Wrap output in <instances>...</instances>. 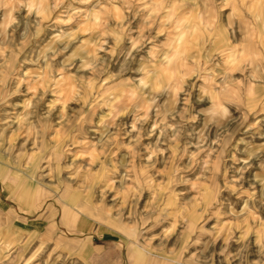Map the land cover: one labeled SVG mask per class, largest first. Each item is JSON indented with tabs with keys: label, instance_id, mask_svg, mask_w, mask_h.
Wrapping results in <instances>:
<instances>
[{
	"label": "clouds",
	"instance_id": "clouds-1",
	"mask_svg": "<svg viewBox=\"0 0 264 264\" xmlns=\"http://www.w3.org/2000/svg\"><path fill=\"white\" fill-rule=\"evenodd\" d=\"M0 13L12 14L0 25V161L87 176L135 226L128 264H151L153 242L173 236L168 264H215L220 241L229 264L233 243L245 255L256 237L264 251V145L241 136L264 132V0H0ZM73 148L87 165L64 159Z\"/></svg>",
	"mask_w": 264,
	"mask_h": 264
},
{
	"label": "crops",
	"instance_id": "crops-1",
	"mask_svg": "<svg viewBox=\"0 0 264 264\" xmlns=\"http://www.w3.org/2000/svg\"><path fill=\"white\" fill-rule=\"evenodd\" d=\"M36 176L0 161V260L10 264H121L131 260L133 239L92 214L89 201H63ZM83 209V210H82ZM106 219L107 216H101ZM107 221V220H106ZM126 242H128L126 244ZM162 252L151 264H168L171 245L153 242ZM62 260V261H61Z\"/></svg>",
	"mask_w": 264,
	"mask_h": 264
},
{
	"label": "rangeland",
	"instance_id": "rangeland-1",
	"mask_svg": "<svg viewBox=\"0 0 264 264\" xmlns=\"http://www.w3.org/2000/svg\"><path fill=\"white\" fill-rule=\"evenodd\" d=\"M10 13H0V25H3L5 22H7V20H9L11 18ZM26 15V10H22L19 15L18 18H20L22 20L23 16ZM16 35H19V30H17ZM53 35L51 30H47L46 29V34L43 37V39L41 40V46H43L44 44H46L49 41V38ZM63 57H58L57 58V62L62 61ZM55 63V62H54ZM22 97L17 96L13 98V102H22ZM47 100L51 101L53 99V96L51 93L48 94V96L46 97ZM216 109L214 105H210L208 107V118L212 119L214 118V113H215ZM238 115V113H237ZM250 119H252L250 117ZM259 131V130H257ZM61 132V129L59 127L56 128V133H57V138L59 136ZM89 138H96L98 136V133L95 130H92L88 133ZM241 136H245V138L254 145H264V132H259V134L257 135L256 133H250V134H245V133H241ZM155 139V138H153ZM237 139H239V137H237ZM24 141L23 139H19L17 140V145H16V150H18L20 148L21 145H23ZM145 143H147V141H145ZM28 147H31V142H29ZM13 151V158L15 156V151ZM72 151L75 153V156L71 155V154H66V156L64 157V159H66L69 163L73 160L76 159L79 163L87 165L91 159V154L90 153H86V152H82V151H77L75 148L72 149ZM244 151V146L241 145V153H243ZM6 156H8V154H5ZM9 157V156H8ZM10 159V158H9ZM57 159L60 163V165H63L64 163V159L60 158V154L57 153ZM186 162V161H185ZM13 165L15 164L14 159L11 162ZM40 169H42V171H35L33 175H28L29 176H33L37 178V181L44 187L45 190L49 189L50 185H57L58 187H60V191L59 192H53L54 196H58L61 206L64 200H66V202L73 204L78 198H81L82 196L84 197L83 200H87L90 202V204H92L93 209H92V214L95 215V217L100 220V221H105L107 222L109 225H111L110 227H113L114 229H117L121 232H125L127 235L131 236L133 239L137 238V233H136V229L135 226L130 224L129 222L122 220L121 218L116 216V213L113 211V204H112V197L109 196L107 198V200H101L99 198V196L97 195V188L95 186L92 185L91 181L87 178V176L85 177V181L81 182V183H75L71 181V174L68 171H61L55 173L52 171V169L48 166V162H42L39 165ZM158 168H160L161 170H163V164H158L157 165ZM258 169L254 166L252 171H249L246 174V178L248 180H251L252 178V174L253 171H257ZM79 171V170H77ZM57 175L59 180L64 181V184L58 185V181H57ZM193 179L195 180V176L193 177ZM247 187V185H245ZM87 187L88 191L87 194L85 195V193L82 191V189H85ZM224 196L225 199H230L232 201V203L235 204L237 210H240L241 206H242V201L238 200L236 197L234 196H229V193L225 192L222 194ZM147 198V195L145 196V199ZM143 204V201H142ZM83 210V209H82ZM101 216H107L106 219H103V217ZM107 220V221H106ZM211 226V225H209ZM156 233L157 234H161V230L158 228L156 229ZM252 243L250 245V247L248 248V251L245 255H242L241 252L239 251V246L235 243H233L229 249V252L232 254V256L235 257V259H232L231 264H255V262L260 261L262 259H264V251L261 250V248L258 246L256 237H252ZM156 242H163L164 244H169L171 245V247L173 249H177L178 250V244H177V237L173 236L170 239H157ZM222 244L223 241L218 242V244L216 245V249L213 250V255L215 258V264H229V257L226 255L224 257L219 255V252L222 251ZM194 254H198L197 253V249L195 247L189 248L187 251L184 252V260H188L189 256L194 255ZM62 261V260H61ZM0 264H10L8 261L6 260H0Z\"/></svg>",
	"mask_w": 264,
	"mask_h": 264
}]
</instances>
